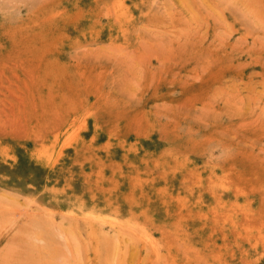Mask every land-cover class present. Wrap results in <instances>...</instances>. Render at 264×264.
Here are the masks:
<instances>
[{
  "label": "rangeland",
  "instance_id": "obj_1",
  "mask_svg": "<svg viewBox=\"0 0 264 264\" xmlns=\"http://www.w3.org/2000/svg\"><path fill=\"white\" fill-rule=\"evenodd\" d=\"M0 264H264V0H0Z\"/></svg>",
  "mask_w": 264,
  "mask_h": 264
},
{
  "label": "bare ground",
  "instance_id": "obj_2",
  "mask_svg": "<svg viewBox=\"0 0 264 264\" xmlns=\"http://www.w3.org/2000/svg\"><path fill=\"white\" fill-rule=\"evenodd\" d=\"M127 20V19H126ZM113 227V226H112ZM5 230V229H4ZM145 238V237H144Z\"/></svg>",
  "mask_w": 264,
  "mask_h": 264
}]
</instances>
